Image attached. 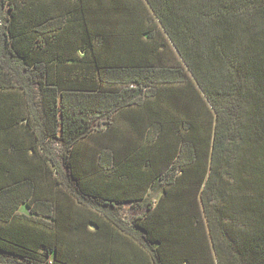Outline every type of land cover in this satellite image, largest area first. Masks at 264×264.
<instances>
[{"label": "trees", "instance_id": "trees-1", "mask_svg": "<svg viewBox=\"0 0 264 264\" xmlns=\"http://www.w3.org/2000/svg\"><path fill=\"white\" fill-rule=\"evenodd\" d=\"M0 5V260L264 264V0Z\"/></svg>", "mask_w": 264, "mask_h": 264}, {"label": "rangeland", "instance_id": "rangeland-1", "mask_svg": "<svg viewBox=\"0 0 264 264\" xmlns=\"http://www.w3.org/2000/svg\"><path fill=\"white\" fill-rule=\"evenodd\" d=\"M7 14V8H3L1 5H0V17H5V15ZM56 145V144H55ZM161 194V189H157L156 191H152L151 192V197L153 199H158V197L160 196ZM26 210V208L24 206L21 207V211H24ZM142 211H144V209L142 207H134V206H130L129 203L125 204V206H123V208L121 209L120 211V214L122 215L123 219L125 220V222L128 224V225H132L133 224V220H134V217L139 215V213H142ZM0 264H11V263H7L6 261L4 260H0Z\"/></svg>", "mask_w": 264, "mask_h": 264}]
</instances>
